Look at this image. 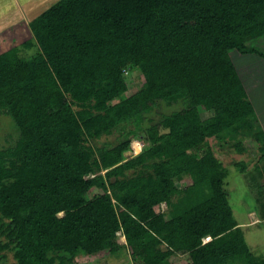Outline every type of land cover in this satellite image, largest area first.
I'll use <instances>...</instances> for the list:
<instances>
[{
    "label": "trees",
    "instance_id": "trees-1",
    "mask_svg": "<svg viewBox=\"0 0 264 264\" xmlns=\"http://www.w3.org/2000/svg\"><path fill=\"white\" fill-rule=\"evenodd\" d=\"M28 27L0 37V112L19 131L0 150V264L10 254L9 264H78L127 249L128 264L179 255L188 264H264L210 145L250 137L264 160L258 108L240 73L250 65L264 76V0H61ZM135 70L144 82L128 96L125 73ZM114 131L116 145L94 144ZM133 138L146 147L126 158ZM263 176L256 164L249 186L264 222Z\"/></svg>",
    "mask_w": 264,
    "mask_h": 264
},
{
    "label": "rangeland",
    "instance_id": "rangeland-1",
    "mask_svg": "<svg viewBox=\"0 0 264 264\" xmlns=\"http://www.w3.org/2000/svg\"><path fill=\"white\" fill-rule=\"evenodd\" d=\"M57 0H48V2L42 7V9H35L33 13L36 18L42 11L47 7H50ZM9 19H5L8 22ZM10 23V22H9ZM258 46L264 49V40L258 43ZM34 51H28L25 54L31 55ZM240 73L243 74L245 78H255L259 71H255L250 65H245V67H240ZM261 74V73H260ZM125 78L129 87L127 95L134 94L139 90L144 82V79L139 71H129L125 73ZM251 88H256L252 86ZM181 104L166 106L162 105L156 108L149 116L148 119L154 120L155 123L162 120L163 116L169 115L176 110H179ZM209 116V114H207ZM259 119V118H258ZM264 127V123H260ZM148 122H145L144 126H147ZM131 127H129L130 129ZM119 131H114L113 135L109 137H103L100 141H94L96 145H103L105 142L116 145L121 137L119 136ZM19 138V131L16 127L14 121L10 116H6L4 113L0 112V150L14 147ZM240 142L243 152L239 153L233 144ZM230 143H222L217 140H210V145L215 151L216 155L224 163L225 167L229 170V176L227 179V189L230 192V204L233 209L234 215L240 224L244 225V231L246 235V240L256 255H264V222L260 220L259 215L254 213V207L257 202L255 199L259 196V191L257 189L251 190L250 184V174L255 172L256 164L259 167L264 168V160L260 161L261 153L259 151V145L250 137L240 138ZM139 142L136 139H132V145L130 152L126 153V158L138 155L142 152L146 145ZM243 162L247 164V169L242 172L237 163ZM264 183V176L262 179ZM191 181L186 179L185 181H177V186L180 189H185ZM252 191V192H251ZM263 200V199H261ZM167 210L165 204L161 205L157 211L164 212ZM259 223V224H258ZM119 243L125 244L124 237L119 234ZM210 238L204 240L208 242ZM9 264L13 262L12 255L8 256ZM78 264H128L131 261V250H121L115 255H101L98 257L91 256H80L76 259ZM190 258L188 255H179L170 259V264H188Z\"/></svg>",
    "mask_w": 264,
    "mask_h": 264
},
{
    "label": "crops",
    "instance_id": "crops-1",
    "mask_svg": "<svg viewBox=\"0 0 264 264\" xmlns=\"http://www.w3.org/2000/svg\"><path fill=\"white\" fill-rule=\"evenodd\" d=\"M59 1L61 0L55 1L51 6ZM47 2L48 0H0V37L13 31L18 36H22L26 29L28 30L29 24L51 7H47L36 18L34 17L35 9H42ZM5 19H9L8 22H5ZM255 76V78H246V85L251 100L256 101L260 123H264V76L262 74ZM252 86L256 88H251ZM262 129L264 130V127Z\"/></svg>",
    "mask_w": 264,
    "mask_h": 264
}]
</instances>
